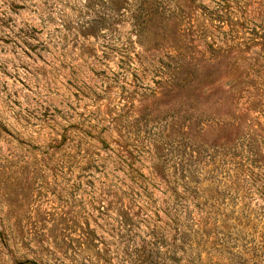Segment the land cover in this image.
Masks as SVG:
<instances>
[{
    "label": "rangeland",
    "instance_id": "obj_1",
    "mask_svg": "<svg viewBox=\"0 0 264 264\" xmlns=\"http://www.w3.org/2000/svg\"><path fill=\"white\" fill-rule=\"evenodd\" d=\"M0 264H264V0H0Z\"/></svg>",
    "mask_w": 264,
    "mask_h": 264
}]
</instances>
